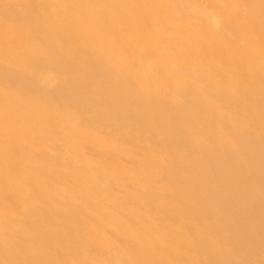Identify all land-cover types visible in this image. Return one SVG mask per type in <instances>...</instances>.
<instances>
[{
    "label": "bare ground",
    "instance_id": "obj_1",
    "mask_svg": "<svg viewBox=\"0 0 264 264\" xmlns=\"http://www.w3.org/2000/svg\"><path fill=\"white\" fill-rule=\"evenodd\" d=\"M0 264H264V0H0Z\"/></svg>",
    "mask_w": 264,
    "mask_h": 264
}]
</instances>
